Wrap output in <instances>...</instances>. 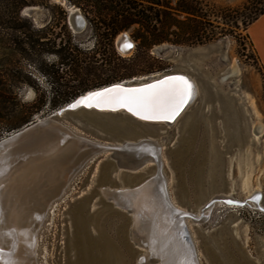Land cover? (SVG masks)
<instances>
[{
	"label": "rangeland",
	"instance_id": "rangeland-1",
	"mask_svg": "<svg viewBox=\"0 0 264 264\" xmlns=\"http://www.w3.org/2000/svg\"><path fill=\"white\" fill-rule=\"evenodd\" d=\"M168 1L170 18L160 15L153 22L155 32L134 25L110 42L99 35L104 28L98 22L101 4L96 0H0V27L25 4L19 24L31 35L28 41L21 34L20 40L28 44L17 52L0 44V139L50 117L75 99L69 100L71 92L186 74L194 80L198 97L172 127L151 128L153 132L144 135L162 148L176 205L195 214L214 194L246 202L235 208L215 203L201 221L188 222L200 263L264 264V65L249 33L250 24L264 10V0H181L194 16L178 11L177 1ZM70 8L85 18L82 32L71 29ZM124 33L135 44L125 56L116 46ZM157 37L159 41H153ZM86 56L93 58L95 68H82ZM117 64L128 68L121 79H115ZM62 122L79 136L108 140L93 128L94 133L75 121ZM14 126L19 128L11 130ZM109 155L98 154L86 162L51 205L38 232V264H71L76 259L70 243L81 210L99 216L106 226L120 221L106 203L95 204L101 187H117L102 182L106 175L116 177L124 188L154 173V165L147 163L128 180L126 170L114 167ZM119 223L125 231L130 226L128 221ZM89 228L94 235L100 232L94 222ZM114 251L116 264H134L142 252L135 247Z\"/></svg>",
	"mask_w": 264,
	"mask_h": 264
},
{
	"label": "bare ground",
	"instance_id": "bare-ground-1",
	"mask_svg": "<svg viewBox=\"0 0 264 264\" xmlns=\"http://www.w3.org/2000/svg\"><path fill=\"white\" fill-rule=\"evenodd\" d=\"M69 12L77 15L75 19L77 24H84V17L79 10L70 8ZM71 25L74 32H76L73 24ZM117 44L124 56L125 54L129 55L133 51V49L129 52H126L125 50H129L132 46L135 47L134 42L127 34L126 37H124V35H120L117 39ZM233 73H235V71H233ZM171 75L183 77L192 85L190 102L186 107H184L185 104L181 107V109L184 107L183 111L173 122L145 123L150 128L163 126L172 127L182 117L192 102L198 97L197 86L190 76L180 73L166 74L155 78L148 77L133 79V81L136 82L135 85H142ZM223 81L224 80H222V82ZM103 87L96 88V90ZM96 108L110 109L111 107L105 105L103 107ZM124 108L125 110H120L119 112H115L113 114L125 115L127 112L132 114V112L128 111L126 107ZM134 116L140 118L138 115ZM56 126L62 128L67 133L68 137L71 138L68 143L58 146V143H56L55 140L53 143L56 144L51 143L50 145L42 146V148L30 152L22 162L26 163L23 168L12 169L10 175L8 178H5V180L0 178V249L10 250V248L15 247L14 255L2 256L1 264H38V232L45 222L47 213L51 208V205L63 196L73 180L77 169L81 168V166L89 160L92 155L89 152L87 153V151L85 152L86 149L79 147V145L83 146L85 144L84 140L87 137L75 134L70 128L61 123H56ZM52 137V140L56 139L54 136ZM139 142L140 143L138 144H129L127 146L128 150H132L131 152L127 151L128 156L120 153L113 154V152L107 151L110 153L109 158L114 159L119 169L133 173L143 168L147 165V163L151 165L153 164L155 168L154 173L151 176L142 179L137 184L132 186H123L124 188H116L118 190H125L123 192H126L124 197H121L123 199L122 203L125 205L126 209L124 211L127 212L131 218L130 226L131 228H134L133 231L130 232V238L132 242L142 250L135 261V264H181L179 261L181 260L180 254L184 252L185 248L178 235L179 228L176 225L177 221L175 220V212L187 213L189 211L176 205L171 197L169 192V183L165 174L164 155L159 142L148 137H140ZM98 143L103 144L101 142ZM29 146L23 151L31 150ZM80 150L83 152L81 153ZM98 153L103 152H96V154ZM116 156L117 159L115 158ZM118 158L121 159L118 160ZM27 182L30 184L31 182L32 184L35 183V187H37L41 182L43 185L38 194L33 196L28 194L26 198L27 200L19 201V199L14 197L16 200H14L13 205L10 207L6 198L10 197V195L12 197V194L19 190L18 184H24ZM134 188H136V192L133 193L131 190ZM214 198L217 199L214 204L217 203L220 205H227L228 208H235L238 206L242 207L246 205L245 201L237 200L231 195L214 194L200 207L199 212L194 215L196 217H205L204 215L212 209L211 207L214 204L208 208H205V206L211 200L213 201ZM226 199L245 202V204H226L224 202ZM250 199V197L247 198V200ZM188 222L195 224L199 221H195L191 218H185L183 223L185 225L189 241L192 245L195 262L196 264H201L195 241L190 234ZM11 227L15 230V238H12L10 234L7 233V230ZM108 253L111 257V261L113 262L112 264H116L117 256L110 245L108 247ZM181 257L183 259V256ZM183 264L193 263L189 261L186 256Z\"/></svg>",
	"mask_w": 264,
	"mask_h": 264
},
{
	"label": "water",
	"instance_id": "water-1",
	"mask_svg": "<svg viewBox=\"0 0 264 264\" xmlns=\"http://www.w3.org/2000/svg\"><path fill=\"white\" fill-rule=\"evenodd\" d=\"M76 16H77L76 14H71L69 12V25L73 30L71 25L73 24L75 31L79 33L85 29L86 20L84 18L83 21L84 24L79 25L75 20ZM122 35L126 37V33ZM116 46L118 48L117 40H116ZM132 49H134V46H132L129 50H125V51L129 52ZM118 50L122 53V51L119 48ZM171 77H179V76L176 75L166 76L161 79L154 80L142 85H135L136 82L133 80L121 81L103 87L101 89L87 91L84 93V95L82 94L78 96L76 99L71 101L67 106L53 113V115H51L50 117L45 118L42 121H34L26 125L25 127L21 128L20 130H16L11 132L10 134H7L5 137L0 139V159H1L0 166H2L0 167V178L1 179L3 178V180H5V178H8V176L10 175L12 169L23 168L26 165V163L25 162L22 163V162L25 160V158L27 157V155H29L30 152L38 150L42 148V146L50 145L51 143L52 144L58 143L57 144L58 146L68 143L71 140V138L68 137L67 133L62 128L56 126V123L57 124L61 123L65 125L62 122V120L75 121L80 125V127H82L84 130L88 132L94 133L93 131H91L93 128V130H96L97 133L102 134V136H105L108 139L107 141L102 142L83 135L88 139L86 138L84 140L85 144L83 146L79 145V147H81L82 149H86L85 152L87 151V153L89 152L92 154L89 160L93 156L106 153L107 151L113 152V154L120 153L128 156L127 151L131 152L132 150H128L127 146L129 144L140 143L139 138L145 137L144 135L145 133L152 131L151 128L147 126L145 123L173 122L181 114L184 107H186L187 104H189L190 99L184 105V107L178 112V114L175 115L174 118L167 120L141 119L135 117L134 115L128 112L125 115L113 114L115 112H119L120 110H125L124 107H119L116 108L115 110H112V108L110 109H98L96 107L89 108V107H85L83 104H80L77 107H72V106L75 105L77 101L82 100L84 97H87L94 92L103 91L106 88H113L117 86L125 90L148 88L149 85L159 84L160 82L168 80ZM52 136H54L56 139L52 140L53 138ZM54 141L56 143H53ZM98 142H101L106 145L99 144ZM28 146L31 148V150L23 151ZM80 152L82 153L83 151L80 150ZM96 152H103V153L96 154ZM115 158L117 159V156ZM121 158H118V160H120ZM107 159L111 160L112 162L111 164L114 167L118 168L117 163L114 161L113 158H109L107 156ZM89 160H87L86 162H88ZM86 162L81 166V168L77 169L76 174L83 168ZM187 163H188L187 165H189L191 162L188 161ZM125 172H127L124 174L128 175L127 176L128 179H133L134 176L131 175L132 174L131 172L130 173L128 171ZM124 178L126 177L124 176ZM107 181H110L112 185L113 184L117 185V187L120 186L119 182H117L116 180V177H111V175L109 174L102 179V182H107ZM29 184L30 183L28 182L24 184H18L19 190L16 193L12 194V197L10 195V197L6 198L7 203L9 204L10 207L13 205L14 200H16L15 198L19 199V201L27 200L26 198L28 194L29 195L31 194L32 196L38 194L40 188H42L43 185L42 182L37 187H35V183L32 184L31 182V184L30 185ZM117 187H113L111 185L101 187L97 192L98 199L95 204H97L98 201L99 202L102 201L106 203L112 209V212L115 213V215H119L121 219L119 218L118 219L120 221L122 220V222L125 224L128 221L130 224L131 221L130 215L124 211L126 209H125V205H123L122 203L123 199L121 197V196L124 197V194L126 192H123L125 190L116 189ZM136 188L132 189L131 191L133 193L136 192ZM216 201L217 199L214 198L213 201L211 200L205 206V208H208L209 206L213 205L214 202ZM224 202L226 204H238V205L245 204V202H239L230 199H226L224 200ZM18 203L21 204L20 202ZM175 218H176L175 220L177 221L176 225L179 228L178 235L182 245L184 244V248H185L184 252L180 254L181 260L179 261L181 264H183L187 256L189 261H191L193 264H196L195 256L192 250V245L187 236L183 220L185 218H191L195 221H201L203 217H196L194 213H190V212L187 213L175 212ZM120 221H118V223H114L113 221L112 225L106 226L101 223L99 216L93 217L90 213L87 214V212L81 210L79 212V215L76 217L74 240L70 243L71 249L73 247L78 253V256L76 257L75 260L70 261L71 264H112L113 262L111 261V257L109 256L108 253L109 245L113 250L114 249L118 250V248H124V250L125 249L130 250V248H134V247L139 249V247H137L130 238V232L133 231L134 228L133 227L131 228V226H129L127 231H125L124 225L120 224L119 223ZM89 222H94L96 224V227L98 226V228H100L99 229L100 232L96 231V235H94L89 228ZM7 231H8L7 233H9L12 238L13 237L15 238L14 228L11 227ZM14 252H15V247L10 248V250L0 249V264L2 263L1 261L2 256L4 255L12 256L14 255ZM181 256H183L184 262Z\"/></svg>",
	"mask_w": 264,
	"mask_h": 264
},
{
	"label": "trees",
	"instance_id": "trees-1",
	"mask_svg": "<svg viewBox=\"0 0 264 264\" xmlns=\"http://www.w3.org/2000/svg\"><path fill=\"white\" fill-rule=\"evenodd\" d=\"M175 1H177V7L179 9L178 11L185 12L186 14L194 16L193 9L182 6L184 5L183 1L181 0H175ZM96 2L98 4H101L99 5L100 9L98 10V16H99L98 22L101 23L102 27L104 28V30L100 32L99 35L103 39L109 40L110 42H113V39L118 34L129 30L134 25H141L145 27L146 30L155 32L154 30L157 29V26L154 25L153 22L155 20L158 21L160 15H162L166 19L170 18V14L168 13L167 10L172 9L171 3L168 0H96ZM144 3H147L148 6H144L143 5ZM24 5L25 4H20L17 10L15 11L14 17L10 18L6 22L4 21L0 27V44L7 46L13 52L19 51L23 44L25 43L28 44L27 42L24 43L23 40H20L22 37L21 34H25L24 32H22L23 27L20 26L19 24L22 21L20 12ZM152 13L153 15L157 16V18L155 17L153 18V15H150ZM263 14H264V10L258 14V16L252 21V23L255 22ZM107 15L109 16L107 17ZM165 27H166L165 25L162 26V29ZM25 37L29 41L31 35L25 34ZM134 37L136 39H142L141 36H134ZM156 39H160V38L159 37L154 38L153 41L155 42L159 41ZM164 41L167 40L165 39L161 40V42ZM92 60L93 58H89L86 56L83 60H81V64L84 63V65H82V68L84 70H88V69L90 70L95 68L94 62ZM81 64H79L78 67H81ZM116 70L117 73L115 79H121L122 76L125 75L126 71H128V68L117 64ZM122 71L124 74H121ZM84 90L85 89H83L82 91L79 90V92L69 93L68 95L72 96L71 98H69V100L73 98L76 99L80 95V93L86 92ZM55 107L56 105L53 106V108ZM18 128L19 127L14 126L11 128V130Z\"/></svg>",
	"mask_w": 264,
	"mask_h": 264
},
{
	"label": "snow or ice",
	"instance_id": "snow-or-ice-1",
	"mask_svg": "<svg viewBox=\"0 0 264 264\" xmlns=\"http://www.w3.org/2000/svg\"><path fill=\"white\" fill-rule=\"evenodd\" d=\"M192 95V85L183 77H171L148 88L125 90L119 86L94 92L72 107H126L141 119H172Z\"/></svg>",
	"mask_w": 264,
	"mask_h": 264
},
{
	"label": "crops",
	"instance_id": "crops-1",
	"mask_svg": "<svg viewBox=\"0 0 264 264\" xmlns=\"http://www.w3.org/2000/svg\"><path fill=\"white\" fill-rule=\"evenodd\" d=\"M249 33L264 65V14L250 25Z\"/></svg>",
	"mask_w": 264,
	"mask_h": 264
},
{
	"label": "built area",
	"instance_id": "built-area-1",
	"mask_svg": "<svg viewBox=\"0 0 264 264\" xmlns=\"http://www.w3.org/2000/svg\"><path fill=\"white\" fill-rule=\"evenodd\" d=\"M244 208V207H243Z\"/></svg>",
	"mask_w": 264,
	"mask_h": 264
}]
</instances>
